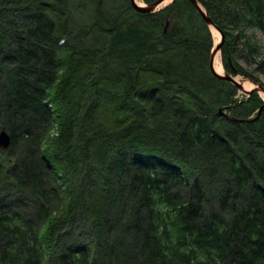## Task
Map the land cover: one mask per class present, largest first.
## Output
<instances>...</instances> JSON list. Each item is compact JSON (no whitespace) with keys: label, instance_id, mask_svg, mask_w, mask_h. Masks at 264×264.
<instances>
[{"label":"trees","instance_id":"16d2710c","mask_svg":"<svg viewBox=\"0 0 264 264\" xmlns=\"http://www.w3.org/2000/svg\"><path fill=\"white\" fill-rule=\"evenodd\" d=\"M71 1L0 0V264H264V101L201 14ZM199 2L264 87V0Z\"/></svg>","mask_w":264,"mask_h":264},{"label":"water","instance_id":"95a60500","mask_svg":"<svg viewBox=\"0 0 264 264\" xmlns=\"http://www.w3.org/2000/svg\"><path fill=\"white\" fill-rule=\"evenodd\" d=\"M166 0H155L154 2L148 4V5H139L136 0H130V4L132 8L140 14H149V13H154L159 11L160 9L166 7L170 3H172L174 0H169L166 4H164ZM191 5L201 14L204 22L207 24L208 27L214 28L218 34H219V40L217 43H214L213 47L210 50V56H209V68L212 74L220 79H223L230 84H232L238 91L242 92L245 95H249L251 92L256 91V92H261L264 94V88L259 84L252 83L255 88L250 89V90H243L241 85L234 80L233 77H231L229 74L222 72V73H217L214 70V64L216 60V55L219 52L220 49L224 43V35L220 31V29L212 22L211 18L208 16L206 10H204L203 6L199 2V0H188ZM168 23L166 24L164 28V33L166 32ZM264 108V105L259 109L260 111ZM258 113V114H259ZM11 140H10V135L6 131H1L0 132V149H7L10 146Z\"/></svg>","mask_w":264,"mask_h":264},{"label":"rangeland","instance_id":"374dc122","mask_svg":"<svg viewBox=\"0 0 264 264\" xmlns=\"http://www.w3.org/2000/svg\"><path fill=\"white\" fill-rule=\"evenodd\" d=\"M137 1H138V4L143 5L142 0H137ZM109 2H110V0L107 1L106 8L109 7ZM94 4H95L94 0H73V1H71V4L69 5V7H67V9L76 10L79 13H83V11L85 10V14H86V9L91 8ZM172 18L175 19V14ZM213 30H211V31H212V35H213L214 42H215L216 40L219 39V34L215 30L214 31L216 32V34H214ZM252 34L256 38L257 45H258L259 49L257 50V52L253 56L241 58V59H239V62L247 71L257 74L260 77L262 83L264 84V68L258 69V67H257L258 62L260 60H264V31H257L256 30V31L252 32ZM223 71H224V69L222 67V72ZM235 79L240 84H243V83L247 84L248 87L246 89L255 88L254 85L249 80L243 78L240 75L235 76L234 80ZM241 95H242V93L237 91L234 98L240 99L242 97ZM259 96L264 101V95L261 92H259Z\"/></svg>","mask_w":264,"mask_h":264},{"label":"bare ground","instance_id":"6f19581e","mask_svg":"<svg viewBox=\"0 0 264 264\" xmlns=\"http://www.w3.org/2000/svg\"><path fill=\"white\" fill-rule=\"evenodd\" d=\"M169 0H166L165 2H164V4H166L167 2H168ZM136 2H138L137 0H136ZM214 28H211V30H213ZM215 30V29H214ZM213 30V33L214 34H216V32ZM218 33V32H217ZM219 40V39H218ZM218 40H216L215 41V43H217L218 42ZM214 70L217 72V73H222V63H221V59H220V53L218 52L217 53V55H216V60H215V64H214ZM235 81L236 82H238L236 79H235ZM239 83V82H238ZM240 84V83H239ZM241 85V87H242V89L243 90H250V89H246L247 87H248V85L247 84H240Z\"/></svg>","mask_w":264,"mask_h":264}]
</instances>
